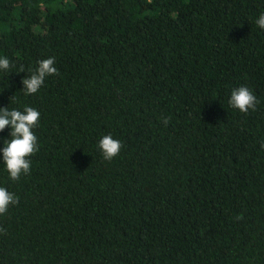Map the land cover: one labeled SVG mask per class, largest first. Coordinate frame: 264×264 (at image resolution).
<instances>
[{
    "label": "trees",
    "instance_id": "16d2710c",
    "mask_svg": "<svg viewBox=\"0 0 264 264\" xmlns=\"http://www.w3.org/2000/svg\"><path fill=\"white\" fill-rule=\"evenodd\" d=\"M261 14L264 0H0V108L40 113L30 173L0 162L19 198L0 264H264ZM50 57L59 74L25 95ZM241 86L255 111L228 105ZM109 134L122 148L106 161Z\"/></svg>",
    "mask_w": 264,
    "mask_h": 264
},
{
    "label": "clouds",
    "instance_id": "9594fccd",
    "mask_svg": "<svg viewBox=\"0 0 264 264\" xmlns=\"http://www.w3.org/2000/svg\"><path fill=\"white\" fill-rule=\"evenodd\" d=\"M257 26L264 30V14H261L257 21ZM10 68V61L7 57L0 58V71H7ZM19 72H24L23 67ZM55 67V59L50 57L38 62V67L32 74L24 78L21 83L25 95H33L43 86L46 77L58 75ZM258 101L253 92L247 87H239L231 92L228 105L238 110L240 113L255 111ZM40 113L33 107L25 106L23 111L8 107L0 108V132L6 127L10 128L11 139L4 141V147L0 149V162L3 163L8 173L9 179L18 181L21 175L30 173L31 160L29 157L38 151L37 137L33 129L38 127ZM170 117L162 118V123L167 126ZM98 148L104 160L111 161L119 155L122 144L119 140L113 139L109 135L103 136L98 143ZM264 149V143L261 144ZM19 202V198L6 188L0 187V215L7 212L10 205ZM242 217H237L240 219ZM5 231L0 229V232Z\"/></svg>",
    "mask_w": 264,
    "mask_h": 264
}]
</instances>
